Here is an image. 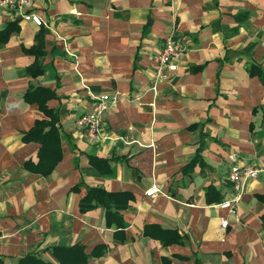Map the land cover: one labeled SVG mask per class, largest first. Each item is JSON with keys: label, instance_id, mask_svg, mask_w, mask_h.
<instances>
[{"label": "crops", "instance_id": "crops-1", "mask_svg": "<svg viewBox=\"0 0 264 264\" xmlns=\"http://www.w3.org/2000/svg\"><path fill=\"white\" fill-rule=\"evenodd\" d=\"M30 10L43 26L0 10L1 264H264V0H30ZM168 38L183 51L153 91ZM36 88L54 95L56 119L38 93L24 100ZM114 91L92 140L78 118L90 94ZM38 122L45 140H24ZM230 157L260 169L232 212L216 207L231 194ZM152 185L161 193L147 197ZM90 188L131 195L113 209L123 227L102 206L80 211Z\"/></svg>", "mask_w": 264, "mask_h": 264}, {"label": "built area", "instance_id": "built-area-1", "mask_svg": "<svg viewBox=\"0 0 264 264\" xmlns=\"http://www.w3.org/2000/svg\"><path fill=\"white\" fill-rule=\"evenodd\" d=\"M1 9L7 10L15 20L20 19L29 21L36 26L44 25L42 19L30 10V0H0V10ZM182 51V45L173 42L170 38L165 40L163 48L156 58L157 66L154 72L153 91L156 90V84L159 81L167 79L171 73L177 70L178 59ZM88 94L90 93L88 92ZM90 96L93 99L92 110L78 118L77 124L78 127L85 131L86 135L93 140L97 139L101 131H103L105 114L110 108L117 104L120 94L114 91L98 95L90 94ZM150 146L153 145L150 143ZM230 159L231 165L228 171V181L231 186V194L229 198L218 203L216 207L232 212L241 200L247 183L258 177L260 169L247 165H237L233 157H230ZM160 193L157 185H152L148 191H146L145 195L151 197ZM228 223L229 222L224 219L220 221L221 227L223 228H225Z\"/></svg>", "mask_w": 264, "mask_h": 264}, {"label": "trees", "instance_id": "trees-1", "mask_svg": "<svg viewBox=\"0 0 264 264\" xmlns=\"http://www.w3.org/2000/svg\"><path fill=\"white\" fill-rule=\"evenodd\" d=\"M10 25H8V28L5 30V34L7 35L10 32ZM148 27L144 30V33H146ZM42 35H39L37 37V44L34 47H31V49L28 50V52H31L33 54L37 55H41L43 54V50H42ZM28 72L31 76H37L39 74L42 73V69L40 68V65L38 64H34L32 66H30L28 68ZM261 78L264 79V76H262L260 74ZM34 93H38V97L34 100V102H36L40 109L42 110V112L47 115L50 116L54 119H56L55 115H51V111L48 110V108L46 107V101L47 100H51L52 97H54V95L49 92L47 89H42V88H36V89H31L30 91L26 92V94L24 95V100L27 102H33L30 100V97L34 94ZM41 123H36L35 128L30 130L27 133H24V140L26 141H39V142H43L44 139V135L41 134V128L40 127ZM49 128H54V125H49ZM90 161H92L93 164H105L106 161L105 160H99L97 158H90ZM26 168L31 170V166L27 163ZM37 168H32V170H34L35 172H37L38 170H36ZM50 170H48L49 172ZM44 174H47V172H44ZM74 190L78 191V188H74ZM131 198V195L127 194V193H110L107 192L103 189L100 188H90L87 189V192L85 194V196H83L80 201H79V209L81 212H85L88 210H91L93 208H95L96 206H102L105 210L106 213V219H108V222L111 224L116 225V227H123V222L121 220V217L119 214H117V212H114L113 209L115 210H120V209H124L126 207L127 201ZM163 235L166 236L168 234H173V232H163ZM163 236V237H164ZM157 238L161 239L162 235H158ZM162 240V239H161ZM164 243H166L165 239L162 240ZM171 242H175L178 243L179 240L176 237H173L171 239ZM72 250L75 249H64L63 252H70ZM62 262H67V261H63ZM1 264V262H0ZM18 264H44L41 261L33 258L30 255L25 256L24 258L18 260ZM63 264V263H62ZM76 264V263H73Z\"/></svg>", "mask_w": 264, "mask_h": 264}]
</instances>
